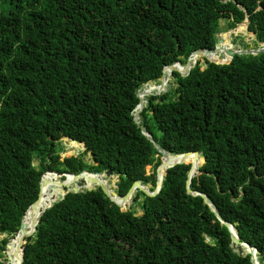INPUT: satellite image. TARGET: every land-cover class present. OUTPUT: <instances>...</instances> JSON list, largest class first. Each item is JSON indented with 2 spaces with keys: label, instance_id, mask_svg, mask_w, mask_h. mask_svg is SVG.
<instances>
[{
  "label": "trees",
  "instance_id": "obj_1",
  "mask_svg": "<svg viewBox=\"0 0 264 264\" xmlns=\"http://www.w3.org/2000/svg\"><path fill=\"white\" fill-rule=\"evenodd\" d=\"M247 16L258 48L264 0H0V264L46 172L111 171L116 196L137 182L154 191L161 155L134 121L138 91L212 49L220 21L230 31ZM204 63L174 71L175 88L141 112L163 151L204 159L193 193L190 163L166 171L155 197L136 193L141 214L98 189L69 193L24 239L22 264H252L194 192L264 264V53ZM63 139L93 164L62 159Z\"/></svg>",
  "mask_w": 264,
  "mask_h": 264
},
{
  "label": "water",
  "instance_id": "obj_2",
  "mask_svg": "<svg viewBox=\"0 0 264 264\" xmlns=\"http://www.w3.org/2000/svg\"><path fill=\"white\" fill-rule=\"evenodd\" d=\"M249 23V18L248 16L246 17L245 21L243 23H241L237 28L227 31L225 33H222L223 35L227 36L229 34V38H232L234 35L236 34H240L241 36H244L245 34H250L248 32V28L247 25ZM239 30V31H238ZM252 35V34H250ZM253 36V35H252ZM249 40L252 42L253 39H251V37H249ZM232 46L233 43L231 42ZM218 43H214L213 48L210 50H195L193 51L187 58L186 62L184 64H182L181 68H177L175 67L176 64H180V62H175L173 64L170 65H166L163 67L162 70V74L160 76L159 79V84L157 85V89L154 92L149 91L150 87H147L143 90H139L137 93V98L139 101V105L137 106L136 110L134 111V121L135 123L141 128V131L143 133V135H145L150 142L153 144L154 148L156 149V151L161 155V164L160 166L157 168V182H156V186L154 191H150L147 187H145L144 185H142L141 183H135L132 188L129 189V191L127 193H125L123 196H116V194L109 190L107 184H106V178L113 176L111 174V171H106L103 173H92V172H88V171H82L79 174L76 175H69V174H64V175H57L59 178H61L62 176L64 177V180H59V183H52V186H56V187H60L62 188L64 195L59 196L57 198H53L52 202H45L44 206L41 205V197L43 195V188L45 186H47L48 184V179H47V175L48 174H52L49 172L44 173L41 178H40V182H39V191H38V195H37V199L36 201L29 206V208L26 209V211L24 212L22 218H21V222H20V226H19V230L9 239V241L6 244L5 247V257L6 260L4 261V264H15L14 261L17 259V264H22V252H21V246L22 243L24 241V239L26 237H30L32 236L35 231H36V227L39 221V218L41 217V215L48 209H50L55 203H59L61 202L65 196L69 193L71 194H78V193H87L90 191H93L94 189H98L102 195L112 204H114L116 207H118L120 209V211H127V209L130 207L131 203L134 202L133 197L136 195V193H138L139 191L143 192L146 196L149 197H155L161 190V183L162 180L164 178V174L166 171H168L169 169L173 168L176 165H181L183 163H190V168L188 170L187 173V178H186V191L187 194H192V190L189 189V185L191 183V179L192 177L198 173V166L204 162L203 158L199 157V153L197 152H188V153H183V154H176V155H171L169 153H166L165 151H163L159 145L152 140L151 136L149 135V133L147 132V130L145 129L144 126V120L141 116V112L144 108V104H145V100H142V97L147 98L150 96H160L164 93L167 92V90L165 89V82L166 80L169 78V76L174 72H178L181 75H185L189 72V70L194 66V64L196 63V61H193V63L191 64V66L188 67L189 61L193 56H197V55H201L203 58H205L208 62H211L213 64L216 65H223V64H229L231 62V60L233 59L234 56L236 55H258L260 53H264V44H260V46L256 49H251V50H242V49H235V50H231L228 49L227 50V54L229 56L228 61L226 62H222L221 59H219L218 61H211L209 59H207L206 57H204L202 54L203 53H212V52H216L217 48H218ZM166 68L170 69L169 74H165L164 70ZM148 85V84H147ZM67 141H70L72 143H74L75 145H81L77 142H75L74 140H69L66 139ZM83 147V146H82ZM188 158H191V160L187 161ZM115 184L113 185L114 190L117 188V176H115ZM195 196H200L203 199V203L206 204L211 212L214 213L216 219L222 224L225 225L230 234H231V248L238 252L240 256H245V255H249L251 258V262L252 264H259L258 260H257V255L256 257L255 254H257L256 250L254 247H252L251 245L247 244L246 242H243L240 240V237L238 235V232L236 230V228L232 225H230L229 223H227L226 221H223L221 219V217L215 212V209L212 207V205L208 202L207 198L205 197V195L200 194L198 192H194ZM116 200H119V202H116ZM121 205L124 206V208H121ZM43 207V208H42ZM34 213H38L37 218L32 221L31 223V228H27L26 224H27V218H29V216L31 214ZM233 228L236 230V233H234ZM243 246L248 247V251H244Z\"/></svg>",
  "mask_w": 264,
  "mask_h": 264
},
{
  "label": "rangeland",
  "instance_id": "obj_3",
  "mask_svg": "<svg viewBox=\"0 0 264 264\" xmlns=\"http://www.w3.org/2000/svg\"><path fill=\"white\" fill-rule=\"evenodd\" d=\"M225 27V23H223L222 21L219 22V32L216 34L215 38L216 41L218 43V46L221 48H225L228 47L231 50H235V49H242V50H251V49H255L256 46L254 44V41H250L249 37H251V39H254V37L250 34H245L244 36H241L239 33L234 35L232 38H229V34L227 36L223 35L222 33H225L227 31L223 30L222 28ZM239 31V30H238ZM231 42L233 43V46L231 44ZM218 49V48H217ZM227 58V54L223 53L221 51H218L215 56H214V60H225ZM204 60H206L205 58H200L197 60V62L199 63V65L201 66V68H203L205 66ZM158 82H149L148 85L143 86L141 90L150 87L149 91H152V86L151 85H158ZM169 85V86H168ZM175 88V82H174V77L173 76H169L167 85L165 87V89L168 90H173ZM146 103V101H145ZM145 105V104H144ZM149 125H151V123L148 120ZM57 149L59 150V154L60 157L63 159L65 157H70V156H80L82 158V160L88 164V165H92L93 163L90 160V157L88 154H82L83 151V147L81 145L79 146H72L69 143H67L66 139L61 140L60 145L57 147ZM37 165V164H35ZM47 179L51 178L52 180H54V182H59L60 178L56 175H52V174H48ZM116 180H115V176H111L106 178V184L109 188V190L115 192L113 185L115 184ZM134 204L131 203L130 207L128 209H130L131 207H133L136 211L137 214H141L140 210L138 209L137 205L132 206ZM127 209V210H128ZM2 238V236H0V239ZM4 260V258H1Z\"/></svg>",
  "mask_w": 264,
  "mask_h": 264
},
{
  "label": "bare ground",
  "instance_id": "obj_4",
  "mask_svg": "<svg viewBox=\"0 0 264 264\" xmlns=\"http://www.w3.org/2000/svg\"><path fill=\"white\" fill-rule=\"evenodd\" d=\"M229 48L228 47H225V48H220V47H218V49H217V51L216 52H212V53H208V54H206V53H203L202 55L204 56V57H206L207 59H209V60H211V61H217V60H214L213 58H214V56H215V54L218 52V51H221V52H223V53H226L227 54V50H228ZM201 55H197V56H193L191 59H190V61H189V64H188V67L189 66H191V64L193 63V61H197L198 60V58L200 57ZM228 59H229V56H228V54H227V58L225 59V60H221L222 62H226V61H228ZM181 66H182V64L180 63V64H176L175 65V67H177V68H181ZM164 72H165V74H169V72H170V69L169 68H166L165 70H164ZM169 79V78H168ZM168 79L166 80V82H165V84L167 85V82H168ZM152 86V85H151ZM169 86V85H168ZM157 86H152V91L151 92H154V91H156V88ZM166 87V86H165ZM142 100H144V97H142ZM190 158H188L187 159V161L189 160ZM58 180V179H57ZM57 180H56V182H54V180H52L51 178H49L48 179V184H47V186H45L44 188H43V195H42V197H41V205H43V207L44 206H47V204L46 205H44V203L45 202H52V199L54 198H57V197H59V196H62V195H64V192H63V190H62V188H60V187H56V186H52V183H59V182H57ZM115 201L116 202H119V200H116L115 199ZM42 207V208H43ZM121 207H124L123 205H121ZM37 216H38V213H34V214H31L30 216H29V218H27V224H26V226H27V228H31V223H32V221H34L36 218H37ZM233 231H234V233H236V230L233 228ZM243 249H244V251H248V247H246V246H243ZM254 257H256V254H255V256ZM17 259L14 261V263L15 264H17Z\"/></svg>",
  "mask_w": 264,
  "mask_h": 264
}]
</instances>
